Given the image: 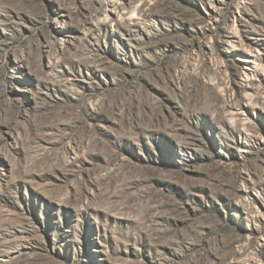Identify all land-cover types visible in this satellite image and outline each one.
Segmentation results:
<instances>
[{
	"label": "rangeland",
	"instance_id": "rangeland-1",
	"mask_svg": "<svg viewBox=\"0 0 264 264\" xmlns=\"http://www.w3.org/2000/svg\"><path fill=\"white\" fill-rule=\"evenodd\" d=\"M0 264H264V0H0Z\"/></svg>",
	"mask_w": 264,
	"mask_h": 264
}]
</instances>
